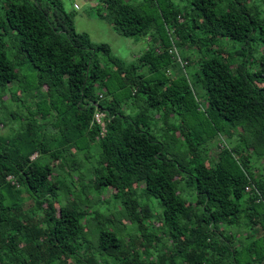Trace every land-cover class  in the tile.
<instances>
[{"label":"trees","instance_id":"obj_1","mask_svg":"<svg viewBox=\"0 0 264 264\" xmlns=\"http://www.w3.org/2000/svg\"><path fill=\"white\" fill-rule=\"evenodd\" d=\"M95 1V16L118 34L148 41L137 59L77 32L62 0H0V94L20 78L10 39L50 93L38 120L52 118L39 140L28 115L0 136V264H264V181L248 177L236 146L213 161L201 152L224 122L264 146V49L252 48L264 45V0L83 2ZM220 39L241 48L230 53ZM73 173L91 182L96 204L61 192ZM102 201L117 204L115 214L83 208ZM116 217L122 229L103 226ZM86 219L93 230H83Z\"/></svg>","mask_w":264,"mask_h":264},{"label":"rangeland","instance_id":"obj_2","mask_svg":"<svg viewBox=\"0 0 264 264\" xmlns=\"http://www.w3.org/2000/svg\"><path fill=\"white\" fill-rule=\"evenodd\" d=\"M175 1L180 8H187L189 5V0ZM62 2L67 12H74L73 20L77 32L87 34L90 37L91 42L96 45L101 43L108 44L111 48L112 54L120 58L121 60L129 62L134 58L137 59V56L140 53L144 52L150 46L148 41L144 38H125L121 36L113 29V27L107 20L96 17L94 13L95 9H93V7L97 5L96 1L89 2V4L84 3L82 0H62ZM73 4H77L80 9L75 11L73 9ZM1 13L2 11L0 10V15ZM218 43L224 46L225 49L230 53H234L236 52V50H239L241 48L240 43H233L227 41L226 39H220ZM5 44L7 48V58L14 66L16 73L20 78L19 80H14L13 82L6 85L4 92H1L0 94V101L3 102V104L0 105V136H4L5 138L9 139L13 134L12 132L14 131V129L22 124L21 120L23 119V116L28 115V118H30V116H34L35 118V120H32V118H30L29 122H34V124H31L32 130L35 134L34 138L39 140L41 138V132L43 130H48V124L50 123V120L52 118H50L49 116L48 118H45L43 120L41 118L40 120H38L36 112L37 109L43 112L49 107V103L51 100L50 93H48V90L45 86L38 83L36 71L26 63H22L21 59L18 58V52L16 48L13 47V40L6 39ZM259 46H263L260 48V50L264 49V45L259 43H255L252 48L259 49ZM198 95L201 100L200 109L203 110L204 108H206L205 90L202 89V93L200 94L198 92ZM19 101L22 102L20 103ZM155 119H158L156 120L158 126H163L164 122L161 119ZM152 124L153 125L151 129L154 133L153 135L159 141L166 140V137L168 135L165 134V129H161L155 123ZM223 124L224 125H217L221 127L219 133H217V136L213 138L209 143L205 144L204 149L201 151L203 159L207 161H213V159L216 158L218 153L220 152L219 150L224 148V146L226 148H233V146H236L238 148L237 150L244 151L246 154H248L249 162L246 167H242L245 168L248 177L255 183L261 180L264 181V146L262 144H253V135H249V133L242 129V127L236 125L228 126L227 122H224ZM179 137L174 138L173 141L176 142L177 138L179 140H182V138ZM172 145L176 149V159L185 160L184 162H187L185 166L189 167L190 162L188 161V157L184 156V148L178 146L177 143H174ZM250 145L252 150H250V153H248L247 150L249 149ZM254 149H258V151H255V153H253L252 151ZM235 154L237 155L235 156V158L239 159L240 156L238 155L237 151H235ZM239 164L242 163L239 162ZM53 166L54 163L47 167L52 168ZM71 176L72 177L69 178V181H67L69 185H66V188L68 190L63 189L61 191L64 196L68 194L70 197H74L76 195L79 197H94L93 201L94 204H96V197H98V195L93 191L91 182L89 185V181H87V179L85 180V177H82V181H80L79 177L81 175L78 173H73ZM182 189L183 190L180 192V195L182 197H194L193 191L191 189L186 187H182ZM110 193L111 192L102 194L103 201L109 200L108 197H112ZM25 199L26 202L29 201L26 195ZM83 208L84 210L87 209L91 212H94L95 209H98L103 213L108 211L106 213L112 212V214H115V211L117 210V204H106L103 202V204H100L99 206L95 205V207H93V205L91 204H86ZM121 218L122 217H116V224H114L113 222L112 224L107 225L104 222L103 226L109 230H113L116 227L122 229L120 222H122L123 219ZM124 222L126 221L123 220V223ZM94 225V222H88L86 219L82 227L83 230L89 231V229H94Z\"/></svg>","mask_w":264,"mask_h":264},{"label":"built area","instance_id":"obj_3","mask_svg":"<svg viewBox=\"0 0 264 264\" xmlns=\"http://www.w3.org/2000/svg\"><path fill=\"white\" fill-rule=\"evenodd\" d=\"M83 1H86V0H83ZM76 7V6H75ZM179 51L177 50V49H175V48H173V49H170L169 50V53L174 57V58H176L179 62H180V57H179V53H178ZM184 64H186V63H184L183 61L181 62V64L180 65H184ZM95 121H96V123H98V124H101V115H99V114H96L95 115ZM102 125V124H101ZM103 126V125H102Z\"/></svg>","mask_w":264,"mask_h":264}]
</instances>
